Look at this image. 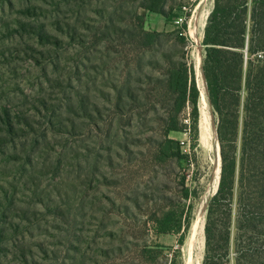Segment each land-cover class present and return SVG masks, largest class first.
<instances>
[{
	"label": "rangeland",
	"instance_id": "1",
	"mask_svg": "<svg viewBox=\"0 0 264 264\" xmlns=\"http://www.w3.org/2000/svg\"><path fill=\"white\" fill-rule=\"evenodd\" d=\"M173 2L186 7V34L148 16L145 28L164 33L148 51L134 37L146 22L136 0H0V264H203L206 236L201 254L189 243L218 189V116L200 90L204 142L173 134L188 158L156 163L173 101L153 79L190 63L204 84L207 20L198 43L192 29L214 0ZM189 206L183 244L155 232L154 215Z\"/></svg>",
	"mask_w": 264,
	"mask_h": 264
},
{
	"label": "trees",
	"instance_id": "2",
	"mask_svg": "<svg viewBox=\"0 0 264 264\" xmlns=\"http://www.w3.org/2000/svg\"><path fill=\"white\" fill-rule=\"evenodd\" d=\"M136 1L146 13V22L142 16L138 18L141 22L134 36L139 48L154 50L164 34L145 28L150 15L168 24L184 19L177 33L181 37L186 34L185 6L173 0ZM203 44L206 96L218 116L221 148L218 189L205 225L203 264H264V56L255 58L264 54V0H214ZM166 76L164 80L153 79L158 96L173 101L162 125L163 139L154 147L158 164L173 159L181 163L188 158L185 145L173 139V134L188 132L190 143L199 141L201 99L194 65H172ZM187 104L191 105L188 122L179 123L178 116ZM184 195L188 198L189 190ZM190 212V206L187 212L185 207L160 211L151 218L155 232L180 235L183 244L191 226ZM143 254L156 260L158 252L144 248Z\"/></svg>",
	"mask_w": 264,
	"mask_h": 264
},
{
	"label": "bare ground",
	"instance_id": "3",
	"mask_svg": "<svg viewBox=\"0 0 264 264\" xmlns=\"http://www.w3.org/2000/svg\"><path fill=\"white\" fill-rule=\"evenodd\" d=\"M205 20L203 19L201 13L198 15L197 17V21H196V25L195 27H193L192 29V36H193V39L197 41V43L199 42V38H198V32L199 30L205 26V21L207 20V15L204 16ZM202 19V21H201ZM204 20V21H203ZM198 65L201 67V63L199 61V57H198ZM196 69V68H195ZM197 70V69H196ZM196 72V71H195ZM201 72V71H200ZM199 73V71H198ZM199 84V83H198ZM204 84H202V82L200 81V84H199V89L201 90V98H202V106L205 108L207 106V103H206V94H205V90H204ZM209 107V106H208ZM207 107V108H208ZM204 108H202L203 110L202 111V120L200 121L199 123V132H200V140L202 141V143L204 142L205 140V132L206 131H209L210 129V125H206L208 124L207 122V119L208 117L206 116V112L204 111ZM211 119V118H210ZM215 134V133H214ZM216 138V137H215ZM207 140V139H206ZM220 166H218V170H217V173H216V176H215V182H218L219 181V175H220ZM195 249L197 250L198 254H201L202 253V250L205 246V225L204 223H200L198 225V234H197V237H196V240H195Z\"/></svg>",
	"mask_w": 264,
	"mask_h": 264
},
{
	"label": "water",
	"instance_id": "4",
	"mask_svg": "<svg viewBox=\"0 0 264 264\" xmlns=\"http://www.w3.org/2000/svg\"><path fill=\"white\" fill-rule=\"evenodd\" d=\"M200 68H201V74H202V77H203V80H204V85H205L206 92H207L206 80H205V77H204L203 72H202V67H200ZM220 171H221V169H220ZM199 222H200V220L197 219L195 224H194L193 230H192V235H191L190 243H189V254H191V251L193 249V246H194L197 234H198Z\"/></svg>",
	"mask_w": 264,
	"mask_h": 264
},
{
	"label": "built area",
	"instance_id": "5",
	"mask_svg": "<svg viewBox=\"0 0 264 264\" xmlns=\"http://www.w3.org/2000/svg\"><path fill=\"white\" fill-rule=\"evenodd\" d=\"M184 23V19H178L177 21H176V24H178V25H182ZM256 56H258L259 58H263V56H264V54L263 53H259L258 55H256ZM188 122V121H187ZM183 143V142H182ZM184 144V143H183Z\"/></svg>",
	"mask_w": 264,
	"mask_h": 264
},
{
	"label": "crops",
	"instance_id": "6",
	"mask_svg": "<svg viewBox=\"0 0 264 264\" xmlns=\"http://www.w3.org/2000/svg\"><path fill=\"white\" fill-rule=\"evenodd\" d=\"M150 16H155V17H157V18L161 19V17H159V16H157V15H150ZM161 20H162V19H161Z\"/></svg>",
	"mask_w": 264,
	"mask_h": 264
}]
</instances>
